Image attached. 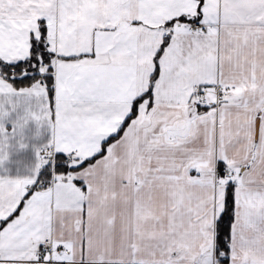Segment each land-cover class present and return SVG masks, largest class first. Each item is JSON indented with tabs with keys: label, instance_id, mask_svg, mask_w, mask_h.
Instances as JSON below:
<instances>
[{
	"label": "snow or ice",
	"instance_id": "1",
	"mask_svg": "<svg viewBox=\"0 0 264 264\" xmlns=\"http://www.w3.org/2000/svg\"><path fill=\"white\" fill-rule=\"evenodd\" d=\"M0 264H264V0H0Z\"/></svg>",
	"mask_w": 264,
	"mask_h": 264
}]
</instances>
